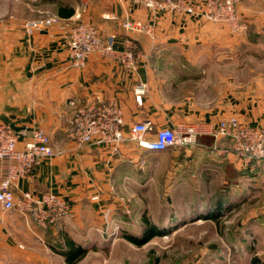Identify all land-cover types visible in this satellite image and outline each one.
Segmentation results:
<instances>
[{
	"label": "crops",
	"instance_id": "1",
	"mask_svg": "<svg viewBox=\"0 0 264 264\" xmlns=\"http://www.w3.org/2000/svg\"><path fill=\"white\" fill-rule=\"evenodd\" d=\"M30 5L29 0H0V125H9L15 131L27 129L25 137H18V148L32 128H40L48 135L55 152L16 178L15 200L24 191L34 196L50 191L68 202L70 212L56 224L41 227L30 214L17 208L0 209L4 248L9 249L13 242L22 247L24 259L17 260L18 264H38L41 246H52L56 240L61 241L66 251V237L75 241L79 237L93 239L100 233H111L118 218V190L131 182L140 183L139 168L147 167L146 158L159 153L129 140L120 143L115 151L109 144L77 143L70 133L78 113L115 104L121 110L124 130L144 120L155 128L193 125L196 134L183 146L178 164L189 157L194 161L195 147L206 140L212 142V186H231L235 175L252 181L263 177L264 162L244 161L231 150L228 139H214L208 133L210 126L230 115L236 116L241 124L264 128L263 99L256 100V106L248 98L234 101L231 79L226 78L222 93L208 106L201 102L199 94H194L191 101L185 96L177 102L169 99L171 83L183 86V91L197 93L199 79L207 71L194 66L195 61L231 52L234 37L227 34L212 37V23L196 15L164 13L152 21L148 10L132 0H111L106 8L97 7L93 14L87 6L82 21L94 25L116 53L122 52L126 42L131 41L135 67H127L117 57L100 53H92L83 65L73 66L66 41L75 9L58 6L56 0H36V7L52 11L49 15L58 16L59 7L73 12L28 33L24 24L36 15L26 13ZM125 18L153 23L152 30L125 31L120 26ZM240 19L247 23V28L264 26L254 16L242 14ZM170 48L179 50L176 56L168 54L166 50ZM161 59L180 62L176 68H159L157 62ZM137 94L140 103L135 99ZM8 166V160L0 159V182ZM93 195L98 196L95 202L90 200Z\"/></svg>",
	"mask_w": 264,
	"mask_h": 264
},
{
	"label": "rangeland",
	"instance_id": "2",
	"mask_svg": "<svg viewBox=\"0 0 264 264\" xmlns=\"http://www.w3.org/2000/svg\"><path fill=\"white\" fill-rule=\"evenodd\" d=\"M29 1L31 5L25 12L35 13L32 19L52 14L36 7V0ZM56 1L58 6H72L82 21L87 6L93 14L97 7L106 8L111 0ZM234 7L239 18L247 14L264 22V0H234ZM215 24L219 23H212V37H234L232 51L196 60L194 66L207 71L199 79L197 93L171 83L169 99L177 102L185 96L191 101L194 94H199L208 106L222 93L226 78L231 79L234 101L248 98L256 106V100L264 101V26L231 31L227 24ZM220 48L224 50V44ZM166 51L176 56L179 50ZM178 62L161 59L157 66L176 68ZM202 142L195 147L194 161L189 157L177 163L183 146L146 158L148 166L139 168L141 182L128 183L118 190V218L111 233L75 240L85 253L72 264H264V163L259 162L263 177L257 180L235 175L231 186H212V142ZM144 219L155 226L156 234L140 243L128 240L126 237L132 236L141 241ZM52 243L41 246L37 263L69 264L64 260L61 241ZM12 244L5 249V237L0 232V264H18L17 260L24 259L22 247Z\"/></svg>",
	"mask_w": 264,
	"mask_h": 264
},
{
	"label": "built area",
	"instance_id": "3",
	"mask_svg": "<svg viewBox=\"0 0 264 264\" xmlns=\"http://www.w3.org/2000/svg\"><path fill=\"white\" fill-rule=\"evenodd\" d=\"M138 6L148 10L152 21L164 14L196 15L210 23L227 24L231 31H241L246 24L239 18L234 7V0H132ZM75 14L67 33V47L71 54V64L81 66L92 53L105 56L113 55L122 64L134 68V46L127 41L122 52L116 53L108 39H103L98 29L78 19ZM59 20L57 15H48L25 22L28 33L40 27L48 26ZM120 26L133 33L151 32L153 23L140 20L123 19ZM140 103V94L135 96ZM26 128L15 131L9 125H0V159L9 161L4 179L0 182V209L17 208L28 213L41 227L54 225L68 215L70 205L67 201L45 191L34 196L24 191L15 200L13 186L18 176L29 172L42 158H51L55 152L48 135L40 128H32L29 137L21 148L17 147L18 137H25ZM214 139L225 138L231 143V150L244 161L264 162V128L241 124L237 117H222L208 132ZM196 134L193 125H176L174 127L155 128L147 121H140L123 128L122 113L115 104L98 107L85 113H78L70 133L72 140L80 144H109L117 150L124 140L134 142L137 146L153 152L164 151L174 146H186L190 136ZM93 195L90 200L97 201Z\"/></svg>",
	"mask_w": 264,
	"mask_h": 264
},
{
	"label": "trees",
	"instance_id": "4",
	"mask_svg": "<svg viewBox=\"0 0 264 264\" xmlns=\"http://www.w3.org/2000/svg\"><path fill=\"white\" fill-rule=\"evenodd\" d=\"M73 12V9L70 8H58V16L61 17H67L71 15ZM145 223V230L142 233V239L141 241H138L136 237L132 236H127L126 238L134 243H140L143 241H146L149 239L151 236L156 234L155 226L153 224H150L147 220L144 219ZM66 244V251L62 252L64 259L67 263L72 264L75 263L80 257H82L85 253L84 247H82L80 244H77L75 241L71 240L70 238H65L64 240Z\"/></svg>",
	"mask_w": 264,
	"mask_h": 264
}]
</instances>
